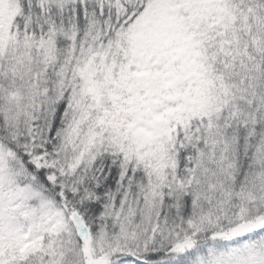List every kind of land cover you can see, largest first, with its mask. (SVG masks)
Wrapping results in <instances>:
<instances>
[{"label":"snow or ice","instance_id":"snow-or-ice-1","mask_svg":"<svg viewBox=\"0 0 264 264\" xmlns=\"http://www.w3.org/2000/svg\"><path fill=\"white\" fill-rule=\"evenodd\" d=\"M0 264H264V0H0Z\"/></svg>","mask_w":264,"mask_h":264}]
</instances>
